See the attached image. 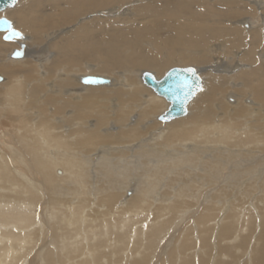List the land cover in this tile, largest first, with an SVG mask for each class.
<instances>
[{
    "label": "bare ground",
    "instance_id": "obj_1",
    "mask_svg": "<svg viewBox=\"0 0 264 264\" xmlns=\"http://www.w3.org/2000/svg\"><path fill=\"white\" fill-rule=\"evenodd\" d=\"M3 16L23 35L0 39V264H150L173 216L205 194L208 210L190 209L196 225L187 222L183 255L173 248L168 264H193L192 234L207 246L212 224L221 257L234 232L245 248L250 221L239 226L230 209L212 220L215 189L234 186L228 167L247 178L235 194L243 200L264 166V0H17ZM175 67L195 69L199 87L186 113L167 120L171 102L144 77L158 82ZM252 145L257 164L237 151ZM152 203L155 218L131 226ZM255 216L246 264H264V212ZM209 255L201 248L197 264Z\"/></svg>",
    "mask_w": 264,
    "mask_h": 264
},
{
    "label": "rangeland",
    "instance_id": "obj_2",
    "mask_svg": "<svg viewBox=\"0 0 264 264\" xmlns=\"http://www.w3.org/2000/svg\"><path fill=\"white\" fill-rule=\"evenodd\" d=\"M90 16V15H89ZM68 34H70V33H68ZM29 37V36H28ZM2 41H5V40H3V38H2V36H1V38H0ZM44 40H45V38H44ZM9 42H11V41H9ZM41 44L43 45V44H45V42H41ZM41 50V48H39V52H41L40 51ZM177 65H179V64H177ZM182 65V64H181ZM209 71H211L210 69H209ZM60 73H62V72H58L57 74H56V76H57V79H61L60 77H59V74ZM200 74H201V71H200ZM214 74H216V75H219V72H215ZM0 75H1V73H0ZM2 76V75H1ZM203 76H204V78H205V81H207V77L205 76V72L203 73ZM3 80V79H2ZM1 80V81H2ZM0 81V82H1ZM72 84H75V83H72ZM143 85H145V84H143ZM143 87V86H142ZM204 87H205V84H204ZM144 88V87H143ZM145 90H147V93H149L150 91H149V89L148 88H144ZM204 91H205V89H204ZM203 91V92H204ZM154 93V92H153ZM152 93V94H153ZM202 93H200V95H201ZM154 95V94H153ZM200 95H198V97L200 96ZM197 97V98H198ZM161 98V97H160ZM196 98V99H197ZM195 99V100H196ZM194 100V101H195ZM226 102H228L229 104H232L233 102H231L230 100H229V97H227L226 98ZM231 102V103H230ZM245 102L248 104L249 102H248V99L247 100H245ZM166 103V102H165ZM166 109H167V106H166ZM165 109V110H166ZM190 113H191V110L189 111V113H188V115H190ZM187 115V116H188ZM181 118H186V116L185 117H181ZM154 119H157V118H154ZM178 119H180V118H178ZM151 120H152V118H151ZM175 120H177V119H174V120H172V121H170V122H173V121H175ZM158 121V120H157ZM128 124H131V123H133V122H131V120L129 119L128 121ZM159 122V121H158ZM170 122H168V123H170ZM86 125H88L87 123H86ZM160 125H161V128L163 127V124L160 122ZM70 126H72L73 127V124H71ZM89 126H91V125H89ZM258 130V129H257ZM259 131V130H258ZM109 133V132H108ZM257 136V139L258 140H261V138H258L259 136L258 135H256ZM258 140H256V139H254V138H252V139H250V140H246V141H251V142H255L256 144H257V141ZM245 141V142H246ZM257 146H260V145H258L257 144ZM236 148V147H235ZM250 149V151H248L249 149ZM260 148L261 147H255L254 148V145H252V146H248V147H245L244 146V149H243V147L242 148H239L237 151L238 152H240V153H244L246 156H248V155H253V157H249V158H244V160H249L250 162H252V163H254L255 162V164H257L258 162H261V159H264V157L263 158H261V159H256V157H257V154H260L261 152H260ZM251 149H252V151H251ZM247 150V151H246ZM231 151L233 152V150L231 149ZM238 152H236L237 154H238ZM256 157H255V156ZM116 156V155H115ZM112 158H114V163H115V169L117 170V171H122V169H123V165H124V163L123 162H121V161H117V158L116 157H112ZM229 162H231V160H229ZM120 163V164H119ZM123 164V165H122ZM132 164H134V166L133 167H131V169H132V171L133 170H135V171H133V173L134 174H136L137 175V177H138V179H142L141 177H143L142 175L145 173L144 171H140V168H139V164H137V162L136 161H132ZM136 164V165H135ZM120 165V166H119ZM260 166V167H259ZM122 167V168H121ZM119 168V169H118ZM139 168V169H138ZM149 169V167H147V171H149L148 170ZM100 170H102V169H100ZM229 170V171H228ZM228 174H227V176H226V179H227V181H230V182H234V186L232 185V184H230V183H228L227 184V182L224 184V185H226L227 184V186H225V188L223 187H217L215 190H218L219 189V191H221L222 193H221V195L219 196V199H218V206L219 207H216V210H213V213H214V217H215V219H213L212 221H213V223L216 221V219L217 220H220V219H223L224 220V218L225 217H222L223 216V213H224V216H228L229 215V213H228V211H229V209L231 210L230 211V213H234V214H236V217H238L237 218V224H239V226H244L245 225V227H246V223H247V221H250L248 224H250V227L246 230V232H245V234L248 236V241H247V243L245 244V248L242 250V249H240L239 247L240 246H238V233L237 232H234V234L232 233L229 237H227V239H224V242H226L227 243V245L229 246V244H230V246H233L230 250H228V251H224L223 253H224V255L221 257V247H222V244H220L219 243V240H218V234H217V232H218V225H215V224H212L211 225V227H210V234L209 235H207V239L209 240L210 239V242L208 243V245L207 246H205V244L204 243H201L200 242V236H199V234L198 233H196L195 234V236H197V239H195V236H193V234H192V238H193V242H192V244L189 246V247H186V250L188 251L187 253H189L190 252V254L191 253H194V258H193V264H197L198 263V258H199V256H200V252H201V248H203V249H205V252L208 254V253H210V255H209V258H208V263L209 264H217V262L220 260V263L221 262H224V264H246L247 263V261L248 260H251V259H249L248 258V256H249V249H250V247H251V244H253V242H254V238H256L257 237V234H258V227H257V222H258V219H256L255 220V218H256V216H255V214L257 215V218H258V215L260 214V213H263L264 212V182L262 181V178H261V176H263L264 175V166H263V164H259L258 166H257V172H255V173H253V175L255 176V178H258L257 179V187H255V186H253V188L254 189H256V191L255 190H252V194L249 196V197H247V198H244L243 200H241V198H237L236 196H235V194L238 192V190H239V182L241 183L242 181H243V183H244V185H245V183L246 184H248L247 182H246V179L247 178H244V180L243 179H241V173H231V169L228 167ZM259 170V171H258ZM131 171V172H132ZM139 171V172H138ZM58 173H61L62 172V170L61 169H59L58 171H57ZM131 172H127V175L129 174V175H131ZM126 174V173H125ZM133 174V175H134ZM252 174V172L250 173V175ZM259 174V175H258ZM133 175H131V176H133ZM248 177H249V175H247ZM169 177V176H168ZM261 179H260V178ZM241 180H240V179ZM132 182V181H131ZM216 182H220V181H216ZM253 184V183H252ZM255 184V183H254ZM246 186V185H245ZM249 186V185H248ZM129 187H130V189L132 190L133 189V186H131V185H129ZM165 187V186H164ZM210 188L211 187H204V192L203 193H205V191H208V190H210ZM228 188V190H227V192L224 194L223 193V191H224V189L226 190ZM201 189V188H200ZM222 189V190H221ZM131 190L129 191V193L131 194ZM202 190V191H203ZM195 191V190H194ZM197 192V191H196ZM259 195V196H258ZM130 195H128L127 193H125L122 197H124V198H120L117 202H116V206H120L121 204H124L125 202H126V199L129 197ZM208 197H210V194H205V195H201V196H198L197 198H199V199H197L196 197V199L194 200V201H191V200H193L192 198H190V203H189V205L186 207V209H185V211H183L184 213H178V216H173V219H174V222H173V219L171 220V222L170 223H172V228H170V229H168V231H167V234L164 236V237H162L161 239H160V242H159V245L157 246V247H159V252H157V251H154L153 250V253L152 252H150V255H153V257L151 256V260H150V264H152V263H154V262H156V260H157V262H159V259H165V262L164 263H169V261L167 260L168 259V255L167 254H169L170 253V251L171 250H173V248H175V255L177 256H180V255H183L182 253V249L181 248H183L182 246L183 245H181V235L182 234H184V230H185V228H187L188 227V225H190V224H188V223H190V222H192L193 224H195V219H196V216L195 215H193L192 214V210H190V209H194V208H196V209H194V210H199L200 209V211H203V210H208V208H207V204H205L206 203V198H208ZM218 197H215V199H217ZM237 198V199H236ZM154 205V203H152V206ZM234 207V209H232ZM235 207H236V209H235ZM238 207V208H237ZM153 209H155V210H153ZM153 209L150 211V209L149 210H146L145 211V213H135L134 214V211H133V214H134V221L136 222V223H132V224H130L131 226L132 225H134V226H145L146 224H147V221L145 220L146 219V217H148L149 219H152L153 220V218H155L154 217V214H156L157 215V213H156V208H155V205L153 206ZM228 209V210H227ZM263 210V211H262ZM262 211V212H261ZM226 213H228V214H226ZM143 214V215H142ZM149 214V215H148ZM190 214V215H189ZM165 215H168L167 213H164V216ZM180 215H182V216H180ZM193 215V216H192ZM252 215H253V217H252ZM143 216V217H142ZM144 216H146V217H144ZM184 216H186V218L184 219ZM189 216H191V217H189ZM249 216V217H248ZM131 218V217H130ZM228 218V217H227ZM227 218H226V220H227ZM136 219V220H135ZM177 220V221H176ZM186 222V223H185ZM188 222V223H187ZM256 222V223H255ZM183 223V228L182 227H180L181 226V224ZM241 223V224H240ZM144 224V225H143ZM177 226V228H176V232L175 233H172V235H174L175 237L173 238V240H172V238L169 236L170 235V233L175 229V228H173L174 226ZM196 225V224H195ZM255 225H256V227H255ZM214 227V228H213ZM180 228V229H179ZM184 231V232H183ZM195 232H197V230L195 229L194 230ZM214 231V232H213ZM191 232H193V231H191ZM237 233V234H236ZM240 233V232H239ZM216 234H217V236H216ZM241 235V234H240ZM179 238V239H178ZM233 238V239H232ZM237 238V239H236ZM196 240V241H195ZM253 241V242H252ZM166 242V243H165ZM249 242V243H248ZM175 243V244H174ZM235 243V244H234ZM236 246H238V248H239V250L236 248ZM172 248V249H171ZM184 249V248H183ZM234 249V250H233ZM163 251H164V253H163ZM181 253H180V252ZM200 251V252H199ZM231 252V253H230ZM160 253V254H159ZM228 255H227V254ZM231 254V255H230ZM161 255V256H160ZM157 256V257H156ZM231 258H230V257ZM163 257V258H162ZM182 257V256H181ZM218 257V258H217ZM229 257V258H228ZM156 259V260H155ZM225 259H227V262H226V260ZM263 261H264V259H263ZM246 262V263H245Z\"/></svg>",
    "mask_w": 264,
    "mask_h": 264
},
{
    "label": "water",
    "instance_id": "obj_3",
    "mask_svg": "<svg viewBox=\"0 0 264 264\" xmlns=\"http://www.w3.org/2000/svg\"><path fill=\"white\" fill-rule=\"evenodd\" d=\"M16 2L17 0H15V2H13V0H0V11H3L8 7L14 6ZM4 20L9 21L13 28V23L10 19H8L5 16L0 17V31L5 32L3 35V39L6 41H10L21 38L22 36L12 37L11 39H5V37L10 35V32L8 29V25L2 23V21ZM14 29L19 31L23 35V33L20 30L16 28ZM17 52L21 53V51L15 50L13 52L14 57H17L16 55ZM184 69L187 68H179V67L172 68L166 73L165 77L158 82L154 80L153 76H151L150 74H146V76L144 77L148 85L152 86L159 94L163 95L171 102V106L163 116L164 119L169 120L171 118L185 114L186 103L193 96L195 89L199 85V79L196 76L194 77L190 76L189 80L192 83L190 89H188L187 96H185L184 93L177 88V84L179 83V76L186 75V73L183 72ZM84 82L86 84H103L107 82V80L101 76H87L84 78Z\"/></svg>",
    "mask_w": 264,
    "mask_h": 264
},
{
    "label": "snow or ice",
    "instance_id": "obj_4",
    "mask_svg": "<svg viewBox=\"0 0 264 264\" xmlns=\"http://www.w3.org/2000/svg\"><path fill=\"white\" fill-rule=\"evenodd\" d=\"M13 2H15V0H13ZM2 23L8 25V29L10 32V35L5 37V39H11L12 37H21L22 36V34L19 31L12 28V25L9 21L4 20V21H2ZM16 55L19 56V55H21V53L17 52ZM183 72L186 73V75L179 76V83L177 84V88L180 91H182L185 96H187L188 95V89H190L191 83H192L189 80V77L190 76L194 77L196 75V72H195V69H193V68L184 69ZM200 90H203V89L200 88Z\"/></svg>",
    "mask_w": 264,
    "mask_h": 264
}]
</instances>
